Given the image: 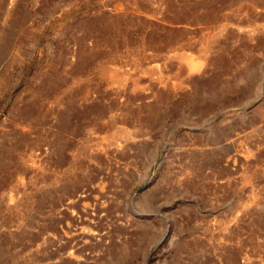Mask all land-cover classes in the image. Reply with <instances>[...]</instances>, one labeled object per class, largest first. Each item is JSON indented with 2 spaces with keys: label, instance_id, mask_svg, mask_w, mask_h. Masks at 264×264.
I'll return each mask as SVG.
<instances>
[{
  "label": "rangeland",
  "instance_id": "374dc122",
  "mask_svg": "<svg viewBox=\"0 0 264 264\" xmlns=\"http://www.w3.org/2000/svg\"><path fill=\"white\" fill-rule=\"evenodd\" d=\"M0 264H264V0H0Z\"/></svg>",
  "mask_w": 264,
  "mask_h": 264
}]
</instances>
